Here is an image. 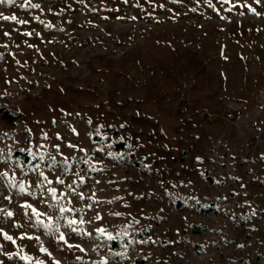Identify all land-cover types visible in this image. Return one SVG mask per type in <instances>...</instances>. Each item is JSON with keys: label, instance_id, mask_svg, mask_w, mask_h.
<instances>
[{"label": "rangeland", "instance_id": "obj_1", "mask_svg": "<svg viewBox=\"0 0 264 264\" xmlns=\"http://www.w3.org/2000/svg\"><path fill=\"white\" fill-rule=\"evenodd\" d=\"M0 16V264H264V0Z\"/></svg>", "mask_w": 264, "mask_h": 264}, {"label": "snow or ice", "instance_id": "obj_2", "mask_svg": "<svg viewBox=\"0 0 264 264\" xmlns=\"http://www.w3.org/2000/svg\"><path fill=\"white\" fill-rule=\"evenodd\" d=\"M5 2L15 3V0H0V3H5ZM225 2H226V0H225ZM32 7H39V5H32ZM0 18H2V19H4V20H9V19L15 20V19H16L15 16H13V17L0 16ZM49 183H51V181H49ZM24 190H25V189H24V186L21 185V186H20V192H24ZM50 191H52V192L54 193L55 190L53 189V190H50ZM22 207H26V208H27V207H30V205H22ZM32 211H33V213H35L36 210L33 208ZM63 211H64V209L61 208V212H63ZM7 215H8V216H11L12 213H11V212H8ZM69 223H70V224H71V223H75V221H69ZM74 230H75V229H74ZM4 238H5L6 240H12V237H11V236H8L7 234L4 235ZM60 239H61V240L64 239L63 235H61ZM13 243H14V241H13ZM41 250H42V251H45L44 249H41ZM81 251H83V249H81Z\"/></svg>", "mask_w": 264, "mask_h": 264}, {"label": "trees", "instance_id": "obj_3", "mask_svg": "<svg viewBox=\"0 0 264 264\" xmlns=\"http://www.w3.org/2000/svg\"><path fill=\"white\" fill-rule=\"evenodd\" d=\"M0 109H2L1 107H0ZM0 111H3L4 113H3V115H4V117H6V118H10L11 116H12V114H10L9 113V111H7V110H0ZM15 155L22 161V162H25L26 160H27V155L26 154H24V153H21V152H15ZM197 207H199L198 208V211H199V213H202V214H208V213H212V212H214L215 210H213L214 208L213 207H211V206H201L200 204L197 206Z\"/></svg>", "mask_w": 264, "mask_h": 264}]
</instances>
